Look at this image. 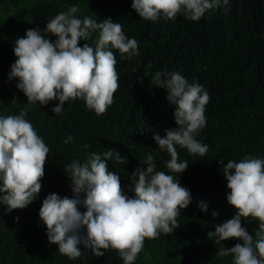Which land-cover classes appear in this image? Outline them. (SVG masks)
Returning <instances> with one entry per match:
<instances>
[{"label":"trees","instance_id":"16d2710c","mask_svg":"<svg viewBox=\"0 0 264 264\" xmlns=\"http://www.w3.org/2000/svg\"><path fill=\"white\" fill-rule=\"evenodd\" d=\"M133 0H0V116L19 115L25 119L49 147L42 187L37 199L25 209L9 212L0 205V264H124L115 250L97 258L91 249L80 246L82 255L69 259L51 244L47 228L40 220L43 200L50 194L74 198L70 172L65 165L83 163L88 153L103 158L104 152H118L125 160L113 156L108 170L120 176L125 194L134 198L133 173L146 170L145 159L151 153L156 171L168 173L169 155L161 152L153 139L163 137L175 124V106L167 100V90L152 86L157 71L179 72L190 84L202 85L210 96L206 105V125L195 135L208 146L205 156L190 155L177 146L179 159L188 167L177 174L179 184L190 191L192 203L181 210L178 225L171 234L161 233L155 240H145L134 264H233V257H220L216 252L224 245L232 248L237 239L215 243L207 232L235 216L227 202V181L223 165L239 162L247 156L264 159V0H229L209 9L193 22L178 14L168 20H144L132 8ZM79 8L75 16L90 17L96 22L111 19L122 24L125 35L138 41L139 55L131 60L120 58L112 49L117 63L119 88L114 102L102 115L86 107L83 99L69 100L63 110L52 109L58 100L46 106L28 103L17 88L19 81L9 79L15 63V42L26 31L37 28L44 32L47 22L70 7ZM53 43L56 37L49 35ZM98 32L85 43L95 48ZM150 66V67H149ZM147 73V75H145ZM71 136L72 140L67 141ZM67 141V142H66ZM84 145H88L87 148ZM69 176V177H68ZM133 182V183H132ZM207 203V212L198 207ZM221 202V203H220ZM81 213L86 211L82 205ZM218 213L215 219L212 212ZM256 240L259 225L243 224ZM86 235V230H81Z\"/></svg>","mask_w":264,"mask_h":264},{"label":"clouds","instance_id":"9594fccd","mask_svg":"<svg viewBox=\"0 0 264 264\" xmlns=\"http://www.w3.org/2000/svg\"><path fill=\"white\" fill-rule=\"evenodd\" d=\"M228 3L229 0H133L132 8L144 20L156 21L161 15L171 20L183 14L198 22L209 9L221 4L227 9ZM78 11V7L72 6L48 21L43 33L32 28L24 38L17 39L13 49L16 60L9 79L19 81L17 88L28 103L46 106L58 100L59 104L52 109L55 114L63 110L65 102L83 99L89 110L102 115L113 104L114 93L120 86L117 60L109 46L118 50L122 60H131L139 55L138 41L125 35L121 23L80 19L75 16ZM93 32H98L95 48L88 43L78 46ZM49 35L56 37L54 43L47 38ZM151 84L166 89L167 100L175 106L177 127L167 130L163 137H153L160 151H166L170 157L166 168L171 174L156 171L149 153L144 162L146 170L141 167L133 173L138 179L132 182L134 188H129L134 192V198H130L121 186L120 176L108 170L107 161L113 156L120 163L125 161L118 152L107 150L103 158L88 153L85 162L65 165L74 198L48 195L39 217L47 228L49 242L58 245V252L69 259L79 258L83 245L97 258L112 249L124 264H134L145 240H155L161 233L171 234L179 227L181 210L192 203L190 191L177 179V174L188 167L187 161L179 159L177 146L190 155L203 157L208 152V146L195 139V135L206 125L205 109L210 96L202 85L190 84L175 71H157ZM25 116L26 110L19 115L0 116V205L9 212L25 209L37 199L50 151ZM72 139L69 136L67 141ZM218 163L223 165L227 181V202L236 215L214 225L215 231H208L207 238H215L216 244L229 239L242 241L232 248L223 245L216 252L220 257L231 255L233 264H264V159L247 156L239 162ZM81 205L86 208L83 213L79 211ZM198 207L204 212L208 210L204 202ZM217 215L212 212L213 219ZM242 219L259 222L255 243L242 226ZM81 230H86V235Z\"/></svg>","mask_w":264,"mask_h":264},{"label":"rangeland","instance_id":"374dc122","mask_svg":"<svg viewBox=\"0 0 264 264\" xmlns=\"http://www.w3.org/2000/svg\"><path fill=\"white\" fill-rule=\"evenodd\" d=\"M221 203V202H220ZM232 211H233V214H235L236 215V210L233 208L232 209ZM243 220V224H246L245 225V227L247 226V225H250V226H253V224H252V221L253 220H251V219H248V220H245V219H242ZM258 224H255L254 226H257V225H259V222L258 221H256ZM259 227V226H258Z\"/></svg>","mask_w":264,"mask_h":264}]
</instances>
